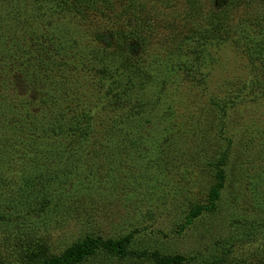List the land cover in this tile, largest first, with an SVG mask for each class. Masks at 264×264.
<instances>
[{
	"label": "rangeland",
	"instance_id": "obj_1",
	"mask_svg": "<svg viewBox=\"0 0 264 264\" xmlns=\"http://www.w3.org/2000/svg\"><path fill=\"white\" fill-rule=\"evenodd\" d=\"M74 1L0 0V32L10 36L20 31L18 19L26 23L31 20L33 26L40 20L44 29L49 24L55 26L54 16L49 15L53 5L65 2L69 8V2ZM165 1L136 0L143 7L145 24L152 28L140 41L143 50L132 51L147 61L176 59L177 38L171 36L183 35L177 34L179 27L187 30L185 35L190 34L188 29L207 33L211 13L222 4V0H174L175 5L164 8ZM235 6L225 21L229 36L235 38V29L243 26L246 32L257 35L255 39L262 38L264 0H237ZM102 8L101 1L90 7L91 14L83 23L86 29L82 26L76 30V36L82 38L80 45L75 42V48L86 54L92 50L88 42L95 43L96 56L112 61L119 54L105 51L112 39L104 24L111 11ZM193 8L196 10L184 20L185 11ZM35 14L43 17L34 19ZM66 17L71 24L79 19L75 12ZM124 20L133 28L134 18L126 15ZM251 24L255 28L250 31ZM208 41L203 45L213 46L207 45ZM225 46L216 47L215 60L209 65L203 63L202 69L195 63L200 61L192 58L196 64L192 80L171 88V98L160 105L152 104L136 118L150 133L135 151L120 152L118 172L96 169L87 173L89 163L80 159L78 165L69 168V176L59 178L62 183L52 180L38 184L40 193L35 199L24 191V176L35 175L36 160H40L38 165L49 164L52 154L66 145V139H56L55 148H50L46 139L40 145L25 142L28 127H23V132L4 122L0 126V264H37L90 237L126 239L127 250L148 254L120 259L95 250L80 264H154L150 258L153 251L161 256H182L183 264H264V92L254 90L247 103L228 104L226 110L220 103L208 101L209 95H235L237 91L232 88L247 79L245 61L249 58H241L234 48ZM151 86L146 99H151V93L162 97L158 86L151 82L148 89ZM48 116L52 119L54 115ZM119 124L126 126L120 131L129 137H121L123 148L130 145V138L140 140L124 119ZM47 148L51 153L46 156ZM225 150L227 158L221 155ZM165 158L173 161L171 168ZM49 167L51 172L44 175L52 178L58 172ZM218 170H223L225 181L214 207L193 215L196 206L210 205L219 182ZM44 194L48 195L47 207L41 204ZM68 194L71 197H66ZM58 197H63V203H58Z\"/></svg>",
	"mask_w": 264,
	"mask_h": 264
},
{
	"label": "trees",
	"instance_id": "obj_2",
	"mask_svg": "<svg viewBox=\"0 0 264 264\" xmlns=\"http://www.w3.org/2000/svg\"><path fill=\"white\" fill-rule=\"evenodd\" d=\"M39 1L33 0L34 3ZM100 1L104 6L102 9L108 8L111 11L108 22L104 24L105 31L112 39L105 47V51H109L108 55L119 54V57L112 61L96 56L98 51L95 43L88 42L92 50L86 54L75 48L77 46L75 42L80 45L79 40L82 38L76 36V30L82 26L86 29L83 23L86 24V17L91 14L90 7H94V4ZM69 3H72L69 8L62 2L53 5L52 11H49V15L54 16L55 26L49 24L44 29L43 26H39L40 20L36 24L38 26H33L31 20L26 23L18 19L21 23L20 31L10 36L6 32H0V126L6 122L9 125H16L23 132L22 128L28 127L25 142L37 141L40 145L46 139L50 148L57 147L54 142L56 139H66L64 140L66 145L60 147L56 154H52L49 164L42 162L38 165L40 160L38 162L36 160L33 165L35 175L24 176V191L32 194L35 199L36 194L40 193L38 184L43 186V183L50 184L52 180L62 183L59 178L63 175L69 176V168L78 165L80 159L89 163L87 173L92 174L96 169H104L109 173L118 172L117 167L121 158L117 159V156L120 152L123 149L124 152L135 151L141 145L142 138L146 139L150 133L142 128L141 121H135L136 118L142 116L143 110L152 104L160 105L164 99L171 98V88L177 89L182 87L180 83L191 81L195 63L201 69L204 67L203 63L205 65L212 63L215 60L216 47L228 45L230 49L234 48L235 53L241 55V58L246 56L249 59L245 61L247 79L232 88L237 93L233 96L231 93H225L222 97L209 95L208 101L211 104L220 103L222 109L226 110L228 104L247 103L254 90L264 92V55H260L264 52V36L255 39L257 35L246 32L247 28L239 26L233 33L234 38L229 36V26L225 23L230 18L232 10L236 8L237 0H222L218 9L211 13L209 20L211 28L207 33L188 29L190 34L185 35L187 30L179 27L177 34L183 35L180 38L174 34L171 36L177 38L174 41L176 55L173 54L176 59L170 58L169 61L165 57V61L162 62L157 59L147 61L143 55L135 54L138 53L137 50H141L143 42L140 41L152 28L150 23L145 24L143 7L136 0H75ZM162 4L164 8H168L172 4L175 5V2L166 0ZM195 10L193 8L185 11L184 20H188ZM74 12L79 17L78 22L68 23L67 14ZM126 15L128 19L134 18L133 28L126 25L124 20ZM42 17L43 15H34V19ZM254 28L255 25L251 24L249 30ZM207 38L209 40L207 45L213 46L203 45ZM192 58L200 62L194 63ZM166 64L168 66L164 69ZM55 67L58 69H54ZM151 82L155 87L158 86L162 97L151 93V99H146V94L154 87L148 89ZM9 86L11 89L8 91L5 87ZM216 106L219 108V105ZM47 114L54 116L50 119ZM120 118L130 124L132 132L137 133V139H140L137 141L130 138L127 142L130 145H124V148L121 137H129L120 131L126 127L119 124ZM2 131H5L4 127ZM1 147L0 143V149ZM48 149L45 152L46 156L51 153ZM226 152L227 150L221 154L226 155L225 158ZM62 159L64 162L60 163ZM165 162L169 164L168 168H171L170 163L173 164V161L165 158ZM49 166L53 167L52 172H58L52 178L50 175H44L51 172ZM218 171L219 182L210 196V205L196 206L193 215L198 216L201 211L214 207L225 181L223 170ZM47 196L43 195L42 207L49 204ZM66 197H71V194ZM58 198V203H63V197ZM34 204L36 205L35 202ZM33 208L36 210V207ZM95 250L105 251L120 259L140 258L148 254L145 251L127 250L126 239L102 240L90 237L83 242L75 243L61 255L49 256L37 264H80ZM150 258L154 264L184 263L182 256H161L156 251L150 253Z\"/></svg>",
	"mask_w": 264,
	"mask_h": 264
}]
</instances>
